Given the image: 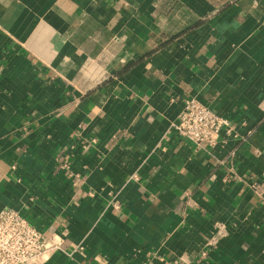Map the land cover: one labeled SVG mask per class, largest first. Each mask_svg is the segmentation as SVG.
Returning <instances> with one entry per match:
<instances>
[{"label":"crops","instance_id":"0c3cea01","mask_svg":"<svg viewBox=\"0 0 264 264\" xmlns=\"http://www.w3.org/2000/svg\"><path fill=\"white\" fill-rule=\"evenodd\" d=\"M190 99L233 133L178 137ZM263 205L264 0H0V211L61 240L34 264H264Z\"/></svg>","mask_w":264,"mask_h":264},{"label":"built area","instance_id":"2783aa9c","mask_svg":"<svg viewBox=\"0 0 264 264\" xmlns=\"http://www.w3.org/2000/svg\"><path fill=\"white\" fill-rule=\"evenodd\" d=\"M173 131L196 148H214L222 136L233 133V128L211 109L190 99L183 104ZM60 244V238L35 228L14 210L0 211V264H34Z\"/></svg>","mask_w":264,"mask_h":264}]
</instances>
